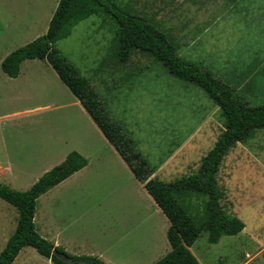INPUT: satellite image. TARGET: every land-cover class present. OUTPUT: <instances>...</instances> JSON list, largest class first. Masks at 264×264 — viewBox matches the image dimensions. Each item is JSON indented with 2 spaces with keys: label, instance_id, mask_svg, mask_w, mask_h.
<instances>
[{
  "label": "rangeland",
  "instance_id": "obj_1",
  "mask_svg": "<svg viewBox=\"0 0 264 264\" xmlns=\"http://www.w3.org/2000/svg\"><path fill=\"white\" fill-rule=\"evenodd\" d=\"M58 1L0 0V66L9 53L45 34ZM110 1L147 18L166 34L180 57L208 70V37L195 40L197 35L208 36V0ZM115 32L110 17L98 12L80 21L54 47L88 80L109 117L150 165L172 153L176 157L170 168L183 161L170 176L163 167L158 180L169 183L195 175L223 129L218 107L202 90L170 76L144 53L133 50L120 63ZM234 69L221 78L230 81ZM235 92L250 106L264 104V67L239 83ZM103 142L45 60L23 61L16 78L7 77L0 67V153L4 145L12 163V177L0 178V184L26 191L42 171L58 165L68 153L90 157L86 168L37 199L36 232L47 236L43 226L49 222L60 240H75L67 244L68 255L93 252L106 264H153L170 250L169 223L153 212L154 203L142 184L114 149L116 155L103 148ZM216 180L224 193L221 205L244 228L220 237L216 244L208 243L202 232L190 253L198 264H264V129L228 151ZM204 203L201 195L184 197L197 221L205 218ZM16 224V210L0 200V251ZM14 260L12 264H51L30 247L22 248Z\"/></svg>",
  "mask_w": 264,
  "mask_h": 264
},
{
  "label": "trees",
  "instance_id": "obj_2",
  "mask_svg": "<svg viewBox=\"0 0 264 264\" xmlns=\"http://www.w3.org/2000/svg\"><path fill=\"white\" fill-rule=\"evenodd\" d=\"M98 12L108 15L116 26V55L120 63H125L133 50L144 53L161 63L170 76L202 90L218 107L223 129L200 159L195 175L169 183L152 177L155 167L136 149L133 139L122 126L109 117L88 80L55 49V43L66 38L74 26ZM35 59L45 60L50 65L169 222L166 239L170 250L153 264H198L189 247L202 232L207 234L208 243L216 244L220 237L233 236L243 230L241 220L221 205L224 193L216 180L228 151L264 129V104L248 105L235 92L239 81L229 85L210 70L180 57L176 47L156 25L147 18L130 14L110 0H59L45 34L9 53L1 62V71L9 78H16L20 64ZM252 67L249 65L242 77ZM86 165V159L72 151L26 191H16L0 184V200L17 212L14 232L0 251V264H12L24 247L32 248L52 264H105L94 256L68 255L42 238L33 222L37 199ZM190 194L205 197V218L201 221L186 209L184 197Z\"/></svg>",
  "mask_w": 264,
  "mask_h": 264
},
{
  "label": "crops",
  "instance_id": "obj_3",
  "mask_svg": "<svg viewBox=\"0 0 264 264\" xmlns=\"http://www.w3.org/2000/svg\"><path fill=\"white\" fill-rule=\"evenodd\" d=\"M203 37H208V70H210L216 77L221 78V75L225 74L228 69L236 68L233 71L235 72L234 76L230 81H228V83L236 84V82L239 81L241 84L249 75H253L258 71L263 70L264 67V0H208V36L197 35L195 40L200 42L202 41L201 39ZM249 65L253 66L251 71H249L245 77H242L241 74L246 72V68ZM222 80L226 81V79ZM103 145V148L111 150L113 149L106 139L105 142H103ZM9 154L6 152V149L3 145L0 153V178H6L7 174L10 176L9 178L12 177V163L10 161L11 155ZM82 155L87 159V167L89 165L90 157L88 155ZM114 155H116V152H114ZM174 157L176 156H174L172 153L164 160L161 159L163 161L162 165H158L162 161H160L158 164L156 163L158 166H156V164L152 165L157 167L154 177H156L160 170L164 168H166L168 176L175 172V167H177V165L180 166L183 161H179V163L170 168L169 164L172 160H174ZM119 159L121 160V158ZM122 163L125 165L123 161ZM52 167L42 171V174L47 172V170L49 171ZM41 175H39V177ZM39 177H37L33 183H35ZM33 183H31V185ZM147 196L149 197L148 194ZM153 205V212L156 215H160L159 213L162 214L155 203ZM163 217L165 216L163 215ZM43 227L46 229L47 235L44 238L47 239L48 242H50L53 246L59 247L64 252L68 253L67 244L70 241L72 243L75 240H66V242L65 240H60V234L58 230L51 228L49 222H45ZM166 253H168V251ZM94 254H97L96 258H101L99 253L93 252L89 253L88 256H95Z\"/></svg>",
  "mask_w": 264,
  "mask_h": 264
}]
</instances>
